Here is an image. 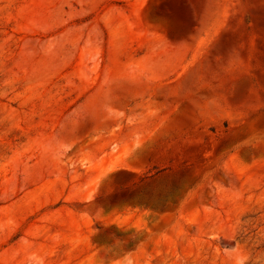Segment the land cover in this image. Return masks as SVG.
Listing matches in <instances>:
<instances>
[{"label":"rangeland","instance_id":"rangeland-1","mask_svg":"<svg viewBox=\"0 0 264 264\" xmlns=\"http://www.w3.org/2000/svg\"><path fill=\"white\" fill-rule=\"evenodd\" d=\"M0 264H264V0H0Z\"/></svg>","mask_w":264,"mask_h":264}]
</instances>
